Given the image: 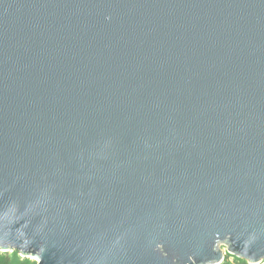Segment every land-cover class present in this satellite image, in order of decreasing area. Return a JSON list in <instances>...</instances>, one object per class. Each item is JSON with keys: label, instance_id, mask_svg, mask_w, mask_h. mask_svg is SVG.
I'll return each instance as SVG.
<instances>
[{"label": "water", "instance_id": "obj_1", "mask_svg": "<svg viewBox=\"0 0 264 264\" xmlns=\"http://www.w3.org/2000/svg\"><path fill=\"white\" fill-rule=\"evenodd\" d=\"M14 250L264 263V0H0V251Z\"/></svg>", "mask_w": 264, "mask_h": 264}, {"label": "trees", "instance_id": "obj_2", "mask_svg": "<svg viewBox=\"0 0 264 264\" xmlns=\"http://www.w3.org/2000/svg\"><path fill=\"white\" fill-rule=\"evenodd\" d=\"M232 257L233 260L230 258ZM0 264H37L36 261L29 258L20 257L18 251L14 250L13 253L0 252ZM220 264H248L245 260L239 259L230 254L225 255V259ZM264 264V263H262Z\"/></svg>", "mask_w": 264, "mask_h": 264}, {"label": "rangeland", "instance_id": "obj_3", "mask_svg": "<svg viewBox=\"0 0 264 264\" xmlns=\"http://www.w3.org/2000/svg\"><path fill=\"white\" fill-rule=\"evenodd\" d=\"M0 252H2V251H0ZM8 252H9L10 254L13 253V251H8ZM18 254H19V253H18ZM19 256L22 257L20 254H19ZM29 259L34 260V259H32V258H29ZM230 259L233 260L232 257H231ZM34 261H36V260H34Z\"/></svg>", "mask_w": 264, "mask_h": 264}]
</instances>
